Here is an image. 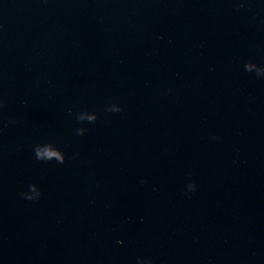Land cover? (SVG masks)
Returning <instances> with one entry per match:
<instances>
[{"label": "water", "instance_id": "obj_1", "mask_svg": "<svg viewBox=\"0 0 264 264\" xmlns=\"http://www.w3.org/2000/svg\"><path fill=\"white\" fill-rule=\"evenodd\" d=\"M0 264H264V0H0Z\"/></svg>", "mask_w": 264, "mask_h": 264}, {"label": "clouds", "instance_id": "obj_2", "mask_svg": "<svg viewBox=\"0 0 264 264\" xmlns=\"http://www.w3.org/2000/svg\"><path fill=\"white\" fill-rule=\"evenodd\" d=\"M49 157L53 156V155H58V153L55 152H48ZM63 162V158H61V163ZM22 195V193H21Z\"/></svg>", "mask_w": 264, "mask_h": 264}]
</instances>
